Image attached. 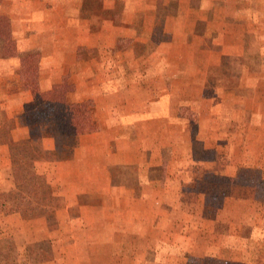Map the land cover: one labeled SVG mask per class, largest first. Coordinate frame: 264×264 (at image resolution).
Segmentation results:
<instances>
[{
	"label": "crops",
	"instance_id": "0c3cea01",
	"mask_svg": "<svg viewBox=\"0 0 264 264\" xmlns=\"http://www.w3.org/2000/svg\"><path fill=\"white\" fill-rule=\"evenodd\" d=\"M162 1L160 32V0L0 1L14 42L0 57L6 117L33 102L32 57L38 91L66 82L64 102L91 103L96 126L65 150L41 129L34 168L57 197L53 222L0 208V264H26L30 245L37 264L223 261L241 246V261L264 260L246 250L264 245V0ZM9 165L0 146L6 191Z\"/></svg>",
	"mask_w": 264,
	"mask_h": 264
},
{
	"label": "trees",
	"instance_id": "16d2710c",
	"mask_svg": "<svg viewBox=\"0 0 264 264\" xmlns=\"http://www.w3.org/2000/svg\"><path fill=\"white\" fill-rule=\"evenodd\" d=\"M99 2L100 0H94L93 9L99 7ZM158 10L160 12L156 20V32L162 30V19L165 16V6L161 0ZM81 12L85 17L90 14L89 10H82ZM164 39H166L165 36L156 35L151 42L158 43ZM13 53L14 42L9 20L0 16V57L12 56ZM27 70L28 86L34 97L33 102L26 105L24 111L16 118H7L5 111L0 106V146H8L9 167L13 179V187L4 191L0 196V206L3 207L0 208L1 211L4 209L7 214H18L25 220L43 217L52 223L53 207L57 197L45 178L37 174L34 168L35 155L41 150L40 131L45 126L52 128L56 149L65 150L74 147L77 145L79 136L96 130L92 119L93 106L91 103L66 104L64 96L71 89L66 82L51 92H39L37 89L36 63L32 57L28 61ZM46 103H49L54 110V118H51L48 123L40 121L38 117V109ZM17 124L28 128V138L13 140L12 130ZM26 252L29 257L26 264L39 263L36 251L28 250ZM237 253L231 252L229 258L223 261L205 258L193 259L190 262L194 261L198 264H249L241 261L237 257Z\"/></svg>",
	"mask_w": 264,
	"mask_h": 264
},
{
	"label": "rangeland",
	"instance_id": "374dc122",
	"mask_svg": "<svg viewBox=\"0 0 264 264\" xmlns=\"http://www.w3.org/2000/svg\"><path fill=\"white\" fill-rule=\"evenodd\" d=\"M128 44H129V42L123 41V42L120 43L119 46H122L123 47V46L128 45ZM1 190L6 191V174H5L4 180L3 181H0V191ZM245 233H246V235H248V229L246 230ZM242 248H243V246L240 247V250H238L237 248H236V250H234L236 253L238 252L237 253V257H239L240 259L242 258V256H241ZM244 248H246V246ZM249 248H251V250H248ZM28 250L37 251V253L40 254V249L36 245H30V246H28L27 251ZM246 250H247V252H251V254H253V252H255V251H258V252L261 251V253L262 252L264 253V245H262V244H260V245H254V246H251V247L246 248ZM42 251H43V254H42L43 255V258L44 257L46 258L47 257V253H49L48 246H44ZM243 262L249 263V264H264V260L263 261L262 260L261 261H257V260H250V261H248L246 259V261H243ZM196 263L197 262H194V261H192V262L188 261L186 264H196ZM181 264H184V263H181Z\"/></svg>",
	"mask_w": 264,
	"mask_h": 264
}]
</instances>
